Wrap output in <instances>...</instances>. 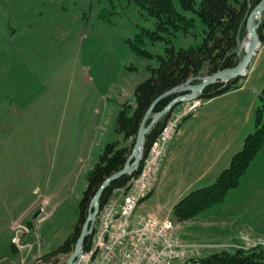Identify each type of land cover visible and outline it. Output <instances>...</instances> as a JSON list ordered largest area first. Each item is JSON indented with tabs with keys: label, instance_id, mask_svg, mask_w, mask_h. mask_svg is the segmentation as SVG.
Segmentation results:
<instances>
[{
	"label": "rangeland",
	"instance_id": "374dc122",
	"mask_svg": "<svg viewBox=\"0 0 264 264\" xmlns=\"http://www.w3.org/2000/svg\"><path fill=\"white\" fill-rule=\"evenodd\" d=\"M140 27L152 28L153 18L122 0H0V264H48L43 254L73 234L76 225L81 227L77 204L88 169L107 141L119 137L118 146L129 142L114 131L115 115L121 102L131 100L134 84L147 75L145 65L158 63L154 56L140 57L129 49L127 39ZM203 27L195 17L194 27L176 32L170 44L195 45ZM246 36L245 30L239 58ZM163 45L145 44L153 53H161ZM245 68L247 81L239 74L237 84L248 92L252 88L253 104L243 134L253 129V108L261 104L263 41ZM185 102L173 105L167 119ZM162 199L155 193L144 197L135 218L144 219L149 213L138 212ZM150 212L168 214L184 240L213 244L200 255L264 240V141L223 199L187 218L202 224L209 220L212 226L225 223L229 241L216 234L205 241L188 240L181 234L187 219L175 218L164 206ZM77 235L67 252L51 258L63 262Z\"/></svg>",
	"mask_w": 264,
	"mask_h": 264
},
{
	"label": "trees",
	"instance_id": "16d2710c",
	"mask_svg": "<svg viewBox=\"0 0 264 264\" xmlns=\"http://www.w3.org/2000/svg\"><path fill=\"white\" fill-rule=\"evenodd\" d=\"M124 5H135L153 18V27H140L139 31L128 38V47L136 55L145 58L155 57L156 65L146 64L147 75L137 81L132 89L131 100L121 102L115 115L113 129L120 135L121 141L129 140L118 146L119 137L107 141L98 153L92 166L88 169L86 184L78 200L77 220L84 219L87 203L98 184L107 175L119 169L129 153L140 119L153 99L172 86L184 81L187 77L197 74H208L217 69L233 66L239 58L237 47L245 35V18L259 0H122ZM190 13V14H187ZM107 19L105 13H99ZM195 17L204 25L200 40L195 45L174 47L170 38L176 32H189L194 27ZM264 8L261 21L256 27L258 39L264 40ZM162 41L161 53H153L146 43ZM239 76L226 81L215 80L206 84L199 93L201 98H209L238 86ZM172 94H167L155 101L151 110H160ZM261 104L253 112V129L242 137L240 147L231 153L226 166L221 168L207 184L189 189L180 196L171 207L177 219H187L213 203L220 202L226 191L234 187L240 175L246 170L251 159L264 141V121L261 113L264 109V85L257 93ZM170 109L159 115L145 132L142 155L147 151L156 137ZM150 116H147L145 123ZM137 169L123 173L109 181L99 197V204L106 197L109 188L124 183L135 175ZM80 224L76 225L73 234L67 235L59 245L44 253L48 264H61L54 253L67 252ZM89 235L83 238L87 244ZM186 264H264V248L258 244L247 248L235 247L232 250H213L202 256L190 259Z\"/></svg>",
	"mask_w": 264,
	"mask_h": 264
},
{
	"label": "built area",
	"instance_id": "2783aa9c",
	"mask_svg": "<svg viewBox=\"0 0 264 264\" xmlns=\"http://www.w3.org/2000/svg\"><path fill=\"white\" fill-rule=\"evenodd\" d=\"M199 100L184 106L162 125L137 174L112 186L93 218L87 244L80 243L70 264H185L200 255L210 243L184 240L168 214L134 216L138 200L150 188L181 115L193 110ZM258 243L264 246V240Z\"/></svg>",
	"mask_w": 264,
	"mask_h": 264
},
{
	"label": "crops",
	"instance_id": "0c3cea01",
	"mask_svg": "<svg viewBox=\"0 0 264 264\" xmlns=\"http://www.w3.org/2000/svg\"><path fill=\"white\" fill-rule=\"evenodd\" d=\"M251 93L252 88L248 92L246 85L241 84L206 99L191 117L187 115L181 119L174 137L167 145L149 192L163 195V199L152 204L145 213L138 212L140 215L162 206L171 208L194 184L209 183L227 165L231 153L241 144L243 127L249 122L253 104ZM209 223V220L202 224L201 220L187 219L181 234L194 241L209 240L206 236L213 234L223 241H229L225 223L221 226Z\"/></svg>",
	"mask_w": 264,
	"mask_h": 264
},
{
	"label": "water",
	"instance_id": "95a60500",
	"mask_svg": "<svg viewBox=\"0 0 264 264\" xmlns=\"http://www.w3.org/2000/svg\"><path fill=\"white\" fill-rule=\"evenodd\" d=\"M263 8H264V0H259L248 11L246 18H245V30H246L247 35L250 36L251 42L248 48L244 50V53L240 56V58L236 61V63L233 66L217 69L209 74L202 76L198 82H195L192 84H189L187 81H183L177 84L176 86L170 87L169 89L162 92L161 94H159L153 99V101L147 107V109L145 110V112L143 113L140 119L137 132L134 137L133 145L129 153L127 154L122 166L119 169L113 171L111 174L104 177L101 180V182L98 184L91 198L89 199L87 211H86L84 220L81 223L79 233L75 239V242L73 244L71 251L69 252L68 256L66 257V259L63 261L62 264H70L83 237L90 232L91 227H92V220L98 209V199L104 187L112 179L117 178L119 175L125 172L131 171L137 164V161L140 155L134 158L132 156L135 144L138 143L140 145V154H141L144 134L149 129V127L152 125V123L156 120V118L160 114H162L165 110L169 109L173 104L180 102L182 100L196 97L206 84L212 81H215V80H227L237 75L240 72V70L244 67L247 60L250 58L251 54L254 52L257 44L259 43L256 27L259 24L261 11L263 10ZM254 17L256 18L255 21H253ZM177 92L179 93L174 95L171 99H169L167 103L160 110L151 112V108L157 99H159L160 97L164 95L173 94ZM149 114H150V119L148 122L145 123V119L147 118Z\"/></svg>",
	"mask_w": 264,
	"mask_h": 264
},
{
	"label": "bare ground",
	"instance_id": "6f19581e",
	"mask_svg": "<svg viewBox=\"0 0 264 264\" xmlns=\"http://www.w3.org/2000/svg\"><path fill=\"white\" fill-rule=\"evenodd\" d=\"M251 42V39H250V36L247 35L246 38L244 39V45H243V48L244 50L248 48L249 44ZM243 71V70H242ZM140 155V145L138 143L135 144V147L133 149V158Z\"/></svg>",
	"mask_w": 264,
	"mask_h": 264
}]
</instances>
